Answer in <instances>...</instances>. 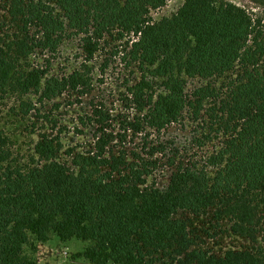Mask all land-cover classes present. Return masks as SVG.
I'll return each instance as SVG.
<instances>
[{
  "label": "trees",
  "instance_id": "1",
  "mask_svg": "<svg viewBox=\"0 0 264 264\" xmlns=\"http://www.w3.org/2000/svg\"><path fill=\"white\" fill-rule=\"evenodd\" d=\"M167 1L0 0V97H13L16 112L38 111L33 97L89 91L87 64L50 74L66 37H79L85 61L108 40L124 41L120 60L139 72L127 88L132 135L188 121L192 145L206 147L190 160L178 146L159 188L147 182L157 148L113 149L118 136L101 126L87 150L67 151L70 164L46 134L19 155L0 133V264H38L53 236L88 242L75 254L84 264H264V13L184 0L154 21ZM180 211H211L250 245L221 255L197 248Z\"/></svg>",
  "mask_w": 264,
  "mask_h": 264
},
{
  "label": "rangeland",
  "instance_id": "2",
  "mask_svg": "<svg viewBox=\"0 0 264 264\" xmlns=\"http://www.w3.org/2000/svg\"><path fill=\"white\" fill-rule=\"evenodd\" d=\"M184 0H168L160 9L151 11L154 21L169 17L176 12ZM251 13H264V0H229ZM124 41L108 40L104 47L94 54L90 61H85L79 37L68 36L59 46L58 52L51 58L50 74H67L80 64L90 67L91 84L87 93L64 92L61 96L41 103L33 102L38 111L23 116L15 105V99L8 95L0 97V133L11 138L14 151L19 155L29 153L40 134L56 139L60 144L57 159L70 164L68 150L79 152L87 150L92 142L95 129L103 127L123 137L114 140L111 148L140 152L148 156L151 148H157L152 158L157 160L154 173L148 178V184L163 188L168 183L171 169L166 167V159L179 153L185 159L199 158L201 150L192 145L193 126L186 121L185 126L177 122L166 126L159 132L151 130L132 135L128 121L137 115L127 88L139 77V72L131 66L126 67L120 60L124 54ZM117 50V54H113ZM15 109V110H14ZM101 113L93 115V111ZM103 118V119H102ZM102 120L101 123L97 122ZM207 146V145H206ZM201 151V152H200ZM187 152V153H186ZM184 158V157H183ZM177 217L187 219L189 233L195 241V247L221 255L227 249L245 248L250 242L230 234L227 220L216 221L211 211L200 216L187 212H178ZM87 244L85 241L71 239L59 241L55 236L39 246L38 264H84L82 258L75 257Z\"/></svg>",
  "mask_w": 264,
  "mask_h": 264
}]
</instances>
